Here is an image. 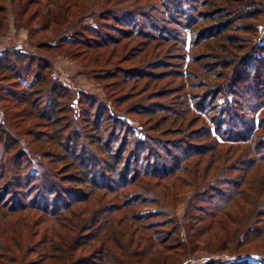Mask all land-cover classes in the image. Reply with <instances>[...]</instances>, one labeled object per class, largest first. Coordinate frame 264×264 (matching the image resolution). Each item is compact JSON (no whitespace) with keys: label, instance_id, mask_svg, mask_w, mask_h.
<instances>
[{"label":"trees","instance_id":"obj_1","mask_svg":"<svg viewBox=\"0 0 264 264\" xmlns=\"http://www.w3.org/2000/svg\"><path fill=\"white\" fill-rule=\"evenodd\" d=\"M116 7L119 6L91 5L87 9L85 17L96 14L97 21L77 27L81 33L91 36L71 34L55 44L46 42L40 48L61 51L70 57L80 52L100 51L101 55L94 57L102 64L111 62L112 66L95 77L102 82L112 81L108 84L110 91L121 97L115 102L125 103L124 99L134 97L128 104L129 112L159 117L151 123V118L142 122L143 129L130 125L124 112L111 107L102 97L79 92L74 101L76 93L51 78L49 57H37L36 53L15 48H7L0 57V80L11 83L0 86L4 113V120H0V211L5 208L10 214H37L39 222L49 224L38 233L35 230V235L42 231V238L34 242L37 257L26 262L10 255V249L16 244L11 243L13 238L9 241L5 238L9 226H0V264H140L154 254L163 264H172L166 258L183 241L174 239L168 244L173 232L162 233L151 225L160 222L159 215L169 210L168 202L156 187L160 180L167 178L173 179L175 192L182 189L178 185L184 180L197 185L195 180L178 173L196 150L177 146L173 154L161 138L181 133L188 125L183 118L190 113L199 114L202 121V130L191 140L206 139L210 144L209 148L203 145L197 155L205 154V148L217 149L216 156L219 154L221 158L225 157L221 149L240 151L236 168L234 163L220 164L212 176L202 178V186H196L194 193L208 205L205 213L210 219L219 218L243 194L248 170L264 163V0H146L137 8ZM100 17H111L128 27L131 36L157 40L160 44L150 50L148 46L149 51L140 50L144 52L142 56H133L142 47L129 50L127 45L118 49L116 37L98 34L99 27H111L98 24ZM53 22L54 18H48L44 29ZM214 40L228 42L230 46L219 42L213 45ZM162 43L172 44L163 50ZM65 45L69 47L64 48ZM170 51L179 52L182 65L179 67L184 69L180 76L190 77V83L164 82L157 90V97L166 100L145 105L140 99L146 101L148 89L157 87L152 81L168 77L154 69L171 66L160 58L161 52ZM135 57L140 61L124 66ZM191 63L194 65L190 68ZM128 84L131 85L124 93ZM201 115L207 117V122ZM166 122L176 125L177 131L167 128L162 132ZM156 131H161L159 139L152 135ZM151 146L157 150L153 151ZM238 168L240 174L236 181L228 173ZM145 177L156 179V184L141 182ZM66 183L69 188L63 186ZM220 184L231 188L219 191ZM79 189H87L90 194L81 195ZM13 190H17L15 198L9 200ZM210 190L215 193L206 198ZM90 205L93 216L79 226H67L68 216L63 213L74 214L77 208ZM149 205L155 208L136 214L131 211ZM5 213H0L1 219ZM98 214L109 217L100 219ZM116 215L127 220L126 226H111ZM245 226L249 227L238 228L236 235L241 245L236 242L233 249L243 247L244 243L246 248L259 250L263 230ZM260 255L259 261L243 259L225 264H264V252Z\"/></svg>","mask_w":264,"mask_h":264},{"label":"rangeland","instance_id":"obj_2","mask_svg":"<svg viewBox=\"0 0 264 264\" xmlns=\"http://www.w3.org/2000/svg\"><path fill=\"white\" fill-rule=\"evenodd\" d=\"M145 1L146 0H74V2L64 3L63 0H0V23L3 21L2 27L0 29V57L7 48H15L22 51L25 50L26 52H33L34 54H38L37 57L43 55L49 57L51 59V78L57 80L62 85L67 86L72 91H74L76 93L74 101L78 98L79 92L94 94L95 96L102 97L107 100V103L110 104L111 107H115L114 109L118 111H123V116L130 125L135 126L138 129H143L142 122H145L151 118V123L153 120H156L159 117L157 115H139L137 111H133V113L129 112L130 108L128 104L133 102L134 99L132 98L134 97H132L130 100L124 99L125 103H122L121 101V103H117L119 101L115 102L116 100H121V97L117 98L118 95L115 96L113 95L114 93L110 91L111 85L108 84H110L112 81L102 82L98 81L95 77L96 74L102 71H107L108 69H111L112 66L111 62L107 65L102 64L103 62L100 61V59L97 60L96 57H94V55H101L100 51H97V53L94 54L91 53V51L87 53L80 52L78 56L70 57L61 51L48 50V48L45 47L40 48V45L46 46V42L55 44L60 38L71 37V34L79 36L81 34L85 36H91L87 32L81 33L79 31V27H77L81 24H95V21H97L96 14L85 17V12H87V9L90 8L91 5H93V7L103 6L105 8L119 6L116 8L126 10L143 4ZM94 9L97 10V8ZM50 17L54 18V22L50 24L49 28L44 29V26H46V20ZM97 23L111 25L109 28L99 27L100 31L97 32L98 34L107 33L109 36H113L114 38L116 37V40L119 44L118 49L127 47V45V48H130L131 50H134L139 46L142 47V49H138L136 53H134L135 55L132 53L133 56H142L144 52L142 53L140 50L144 49V51H146L148 50V46L150 50V48L160 44V41L157 40H149L144 37L131 36L128 33V27L120 25L111 17H100ZM96 39L100 40L97 37ZM213 42V45H217L215 42H219L228 44L230 46L228 42H224L222 40H214ZM171 44L162 43L161 49L164 50V48L169 47ZM65 46L66 47L64 48L69 47L68 45ZM210 46L211 45H209V47ZM109 49L111 50V46ZM132 54H130V56H132ZM117 55L118 54H116L115 57ZM178 55V51H170L164 54L163 52L160 53V58L162 57L164 62H169L171 66L162 67L161 69L157 70L154 69V72H164V74H168V77L164 80L161 79L152 81L154 82L152 84H157V87L155 89H148V91L145 93L147 96L146 101L140 99L143 104L151 106L155 102L162 103L164 102L163 100H166L157 97L159 96L157 95V92H159L157 90L162 88V85L165 84L164 82H173L174 85L190 83V77L184 76L181 78L180 76L184 69L179 67L182 65H180L181 61ZM104 58L107 57L105 56ZM113 58L114 56L111 58V61ZM116 61L114 60L113 62ZM138 61H140V59L135 57V59H130V61L124 63V66H130ZM101 65L106 66L101 67ZM193 65L194 64L191 63L189 67L191 68ZM9 84L11 83L0 80V86H9ZM130 85L131 84L127 85L124 93L127 92ZM140 87L141 85H139L137 89ZM198 116L200 115L195 112H193V114L190 113L188 116H184L183 120L185 119V122L188 125L181 130V133H174L175 135L172 134L164 136L161 139L165 142V144H167V147L170 150L169 152H172L173 154L177 146L184 148L186 147L190 150H196L194 152L195 155L187 162V165H190L191 168L187 167L186 165L183 167L184 169L180 170L178 173L179 175H184L190 180H195L198 186H202L201 183L204 181L205 177L209 175L212 176L214 169H216L218 165L222 164L224 166L234 163V168H236L238 165L235 164V162L241 157H238L240 156V151H236L235 149H232L231 152L221 149L223 156H225L224 158H221L219 154L218 157L216 156L215 150L217 149L214 151H207L205 148V154L197 155L198 151L201 152L200 150L203 149V145L208 146V148L210 147V144L206 139L200 140L198 142L191 140L192 138H195L196 135H198V133H200L202 130L200 125L202 124V121ZM201 117L202 120L207 122L206 116L201 115ZM0 120H4V113L1 105ZM146 124L148 125V123ZM167 128H171L170 130H172V132L177 131L176 125H171V123L166 122L163 126L162 132L169 130ZM148 134L150 133L148 132ZM154 134L159 139L161 131H156V133L153 132L152 135L154 136ZM243 144L244 142L241 143V145ZM151 148H153V151L157 150L155 146H151ZM221 150L219 149L218 152ZM100 157L106 158L105 155H100ZM245 158L248 157L246 156ZM131 168L133 169L134 166H131ZM239 168L238 171L232 169L229 171L228 175L230 174L231 177L233 176V180H239ZM203 177L204 179H202ZM140 180L143 183L149 181L153 186L156 184V179L151 177H145L144 179ZM178 182L179 181L177 180V183ZM245 182L246 183L242 185L243 194L235 198L233 202L230 203L224 214L220 215V217L214 221L210 219V216L205 213V209L208 208V205L203 202V199L196 197L194 193L197 185L193 186L184 180L182 183L179 182L180 184L178 185L182 187V189L175 192V189L172 188L173 179L171 180V178H167L158 182L159 185L156 187L158 194H160V196H162L168 202L169 210L167 211L168 213L163 212L161 215H159L160 217L157 220L160 222L152 223L151 225L155 226V230L161 231L162 233L166 231L169 233L173 232L172 239L168 242V244L173 243L174 239H179L180 242L183 241V244L179 245V247L176 249L171 250V257L169 256L166 258V262L169 260L170 263L172 262V264H225L233 260L245 259L251 262L260 260V252H264V163L253 165L248 170ZM63 186H66L65 188H67L68 184L66 183ZM217 186L219 191H226L231 188L230 185L228 186L226 184H220ZM12 192L13 193L9 200L15 198L14 194L17 192V190H13ZM78 192L81 195L90 194L89 190L87 189H79ZM214 193V190H210L209 192H206L205 196L206 198H209L213 196ZM109 197L110 196L107 198ZM8 202L9 201H7V203ZM101 204L102 202L99 204V206H101ZM91 206L92 205L87 208H84L85 206L79 207L77 208V212L74 214L70 212L63 213L64 215L67 214L68 216L67 226H79L81 223H84L83 221L86 218L93 216V207L91 210L89 209ZM150 208L154 209L155 207L152 205L141 206L133 208L131 211L133 210L136 214L140 210L144 211ZM257 208H260V210L259 213L255 215ZM2 211H5L6 213L4 214L5 218L1 219L0 217V226H9L10 228L7 230V232H5V238L7 241L13 238L14 242L11 243L13 245H19H15L14 248L10 249V255L15 256L17 261H19L20 258H23L24 262L36 258L38 250H34V242H37L42 238V231H39V234L37 235H35L34 232L35 230H37L36 233H38V230H44V228L49 226L48 222H39L38 218L36 217L37 214L17 212L10 214L5 208L4 210H1L0 213ZM98 215V218L100 219L109 217L105 214ZM255 216L258 217L256 218ZM113 219L116 221L113 222L111 226H126L127 220L123 221V219L118 218L117 215L116 218L114 216ZM254 220H256V222ZM134 225L142 226L139 223H134ZM245 225H253L252 227L254 230L258 228L263 230V234L261 235L262 237L257 246L259 250L253 249L252 247L246 248L248 246H246L244 243L243 247H240L239 249H233V245L236 242L241 245V241L238 239V234L236 232L238 231V228L240 230H246V228L249 226ZM35 226L40 227L38 229V227ZM95 226L98 225L95 224ZM44 232L45 231H43V234ZM249 232L250 231L248 230L246 233L249 235ZM161 236L164 237V235ZM15 239H17V241H15ZM174 246H178V243H174ZM242 252H248V254H242ZM153 256V258H151L152 256L146 257L145 260L140 264H163V261L158 257L157 254H154Z\"/></svg>","mask_w":264,"mask_h":264}]
</instances>
